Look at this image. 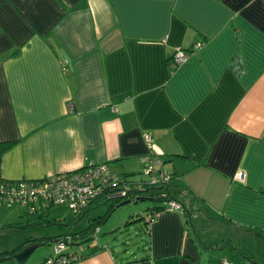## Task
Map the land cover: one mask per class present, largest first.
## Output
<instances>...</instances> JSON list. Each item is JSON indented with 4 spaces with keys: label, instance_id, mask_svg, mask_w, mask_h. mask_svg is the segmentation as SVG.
I'll use <instances>...</instances> for the list:
<instances>
[{
    "label": "crops",
    "instance_id": "obj_1",
    "mask_svg": "<svg viewBox=\"0 0 264 264\" xmlns=\"http://www.w3.org/2000/svg\"><path fill=\"white\" fill-rule=\"evenodd\" d=\"M175 48L187 58L171 68ZM146 134L192 226L130 215L142 244L76 248L74 264H246L232 242L264 244V0H0V179L140 174ZM104 201L52 241L96 226Z\"/></svg>",
    "mask_w": 264,
    "mask_h": 264
},
{
    "label": "built area",
    "instance_id": "obj_2",
    "mask_svg": "<svg viewBox=\"0 0 264 264\" xmlns=\"http://www.w3.org/2000/svg\"><path fill=\"white\" fill-rule=\"evenodd\" d=\"M199 46V45H196ZM184 51L175 48L171 56V68H177L186 61ZM148 153L141 159L142 178L150 186H160L168 183L171 175L163 170L160 155L152 151L150 136H143ZM237 182H242L243 173L233 176ZM130 191L126 182L110 174L105 164L87 165L79 170L61 172L37 181H1L0 207H18L26 214L40 213L52 206H65L75 217L84 216L90 206L98 200L119 201L126 198ZM164 198V195L161 196ZM182 211L180 204L169 200L163 202L159 211L152 218L168 212ZM98 232L92 228L91 238ZM83 241L77 235H63L53 240V253L42 261V264H74V253L66 252L69 247ZM220 264H228L224 260Z\"/></svg>",
    "mask_w": 264,
    "mask_h": 264
},
{
    "label": "rangeland",
    "instance_id": "obj_3",
    "mask_svg": "<svg viewBox=\"0 0 264 264\" xmlns=\"http://www.w3.org/2000/svg\"><path fill=\"white\" fill-rule=\"evenodd\" d=\"M140 175L136 172L130 176L125 177L126 181L131 183L138 182ZM101 201L98 202V204ZM110 205H115L111 201L103 202L97 208L102 209L104 213L105 222L99 228L101 234H97L93 239L87 240L85 243H81L77 247H69L66 252L74 253V251H86L92 250L99 247V245H108V250L115 255L123 254L124 250L132 252L141 243L142 228L139 220L123 227L127 222L126 219H135L137 215H143L146 211V207L156 205V203L149 200H141L135 203H128L122 207H119L111 211L108 215L107 208ZM95 208V209H97ZM93 209V210H95ZM91 210L90 212H92ZM98 210V211H99ZM107 212V214H106ZM39 215V216H37ZM145 214L143 215V217ZM144 221V218H143ZM85 222V219H84ZM83 223V219H77L65 206H52L46 209L43 214L32 213L26 215L18 207H0V253L17 249L22 246L25 241H35L40 244L29 256L24 264H39L42 259L47 256H51L53 253V242L52 238L55 235L62 233H69ZM93 224H95L92 221ZM12 227V228H9ZM15 228V229H14ZM111 229H117L112 234H106ZM69 231V232H67ZM57 233V234H56ZM87 243V244H86ZM233 245L237 249H240L245 253L246 257L236 255L244 263L249 264L247 257L257 264H264V244H254L252 241H233ZM142 244V243H141ZM232 250V248H229ZM0 264H8L7 261Z\"/></svg>",
    "mask_w": 264,
    "mask_h": 264
},
{
    "label": "trees",
    "instance_id": "obj_4",
    "mask_svg": "<svg viewBox=\"0 0 264 264\" xmlns=\"http://www.w3.org/2000/svg\"><path fill=\"white\" fill-rule=\"evenodd\" d=\"M234 72H236L237 75L239 74V72H241L238 64L234 68ZM10 145L11 144L0 145V154L5 149H7ZM160 158L162 159L163 163L168 161V160L163 159L162 157H160ZM179 158H181V157H179ZM0 180L1 181H7V180H3V179H0ZM121 181H124L127 183L130 191L127 193L126 198L119 200V201H116V200L111 201L115 205H117L118 203H120L122 201H130V203H135V202L141 201V200H149V201H152L154 203L160 202L163 205V202H165L166 200L167 201L172 200V201H175L178 204H180L181 209H182L184 216H185V221H186L185 223L188 224L189 226H192L191 219H192V214L194 213V211H192L191 209H186L183 202H181V200L180 201L178 200L179 195L184 191V185L180 183L179 178L171 176L168 183H166L164 185H160V186H150L142 178H139L138 182H136V183L128 182V181H126L125 178H121ZM162 195H164V198L161 197ZM104 200L106 202V199H104ZM115 205H110L108 207V211H107L108 215L111 211L114 210ZM160 208L151 211V210H148V207H147V209H146L147 212L145 211L146 213H145V216L143 217L144 223L146 225L151 223L155 219V218H152V214L159 211ZM107 212H106V214H107ZM105 216L99 217L98 219H94L95 225L99 226L102 224V222H105ZM126 224H128V223H125L124 225H126ZM96 226L89 223L88 227L85 230H83L81 233H77L80 237L83 238L82 242H85V241L87 242V240L92 239L91 238L92 228L96 227ZM77 234H70L69 236L77 235ZM82 242H80V243H82ZM27 245L28 244H23L22 246L18 247L16 250L0 253V263L5 262V261H9L11 264H13V262L10 260V256L19 252L21 249H23Z\"/></svg>",
    "mask_w": 264,
    "mask_h": 264
},
{
    "label": "water",
    "instance_id": "obj_5",
    "mask_svg": "<svg viewBox=\"0 0 264 264\" xmlns=\"http://www.w3.org/2000/svg\"><path fill=\"white\" fill-rule=\"evenodd\" d=\"M128 203H130V201H122L118 203L117 205H115L114 210L124 205H127ZM38 246H40V244L27 245L23 249H21L19 252L10 256V260L13 262V264H24L26 260L29 258V256L32 254V252Z\"/></svg>",
    "mask_w": 264,
    "mask_h": 264
}]
</instances>
